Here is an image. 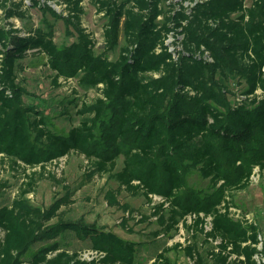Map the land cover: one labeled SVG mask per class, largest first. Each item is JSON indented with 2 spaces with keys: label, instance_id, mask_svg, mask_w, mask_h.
Returning a JSON list of instances; mask_svg holds the SVG:
<instances>
[{
  "label": "trees",
  "instance_id": "trees-1",
  "mask_svg": "<svg viewBox=\"0 0 264 264\" xmlns=\"http://www.w3.org/2000/svg\"><path fill=\"white\" fill-rule=\"evenodd\" d=\"M48 1L0 0L6 16L21 22L0 24V155L32 168L83 154L92 173L118 183L105 193L109 205L119 204L121 188L163 199L154 235L176 231L182 220L192 231L182 247L192 264H264L254 258L257 224L233 218L228 197L250 184L255 167L264 171V0H90L103 19L100 50L82 24V0H51L60 11ZM37 54L55 83L75 78L98 91L90 103L67 101L79 119L64 132L50 121L55 108L17 81L21 60ZM6 185L0 182V200ZM34 185L30 175L0 203V264H143L140 242L62 217L71 191L43 207L26 197ZM68 233L95 256L70 249ZM170 248L154 252L150 264H172Z\"/></svg>",
  "mask_w": 264,
  "mask_h": 264
},
{
  "label": "rangeland",
  "instance_id": "rangeland-1",
  "mask_svg": "<svg viewBox=\"0 0 264 264\" xmlns=\"http://www.w3.org/2000/svg\"><path fill=\"white\" fill-rule=\"evenodd\" d=\"M17 1V0H14ZM52 7L60 11L64 6L55 1H48ZM188 5V0H183ZM84 14L82 24L93 35L97 50L101 49L103 42L101 15L95 11V6L90 0H82ZM29 14L33 22L37 20V10L30 9ZM14 23L20 27L21 22L16 17H7L5 10L0 8V24ZM64 33V25L61 20L56 24L57 38ZM172 37L167 42L172 41ZM173 48V47H171ZM43 55L27 56L21 60L22 68L17 70V81L28 91L45 99L49 103L50 121L55 128L64 132L71 125L77 124L79 117L75 114L76 106L67 103L69 99L76 98L77 105L92 102L98 95L96 88H83L77 84L75 78L64 80L59 78L53 81V72L42 62ZM234 91L237 88L234 87ZM68 113L59 114L64 109ZM69 115V117H68ZM120 163L118 164V167ZM93 166L90 160L83 154L70 152L69 154L51 161L43 166L36 165L32 168L12 166L9 158L0 155V182L7 185L2 188L4 193L0 203L9 202L16 196L23 183L29 180V176L35 180L34 188L26 194L29 201L38 206H48L54 198L60 197L66 191H71L72 203L61 206V215L65 219L84 220L95 222L98 226H105L115 231L124 239L138 241L142 244L141 256L145 259L143 264H150L151 255L164 247H171L168 255L172 264H192V260L183 253L182 247L192 240V231H187L184 222L179 221L177 230L167 234L154 235L158 229L157 216L153 215L155 205L163 199L159 195H149L147 199L142 194H131L124 188L117 190L118 205H109L105 199L108 189H116L118 183L111 179L107 173H92ZM193 179L199 185H205L206 179L199 175H193ZM232 201L230 215L241 223L257 224L259 229L258 248L264 260V171L254 168L250 178V184L240 190H235L228 196ZM128 208H122L123 205ZM164 206H167L165 204ZM125 219V227L120 222ZM193 216H186L185 222L190 223ZM208 225V223H206ZM2 232L0 231V237ZM65 242L70 249H79L84 256L91 257L95 253L89 248L87 241L76 238L73 233H68ZM175 243L180 246L173 248ZM201 240L198 244H201ZM216 242H212L215 244ZM263 252V253H262Z\"/></svg>",
  "mask_w": 264,
  "mask_h": 264
},
{
  "label": "built area",
  "instance_id": "built-area-1",
  "mask_svg": "<svg viewBox=\"0 0 264 264\" xmlns=\"http://www.w3.org/2000/svg\"><path fill=\"white\" fill-rule=\"evenodd\" d=\"M171 37V36H170ZM169 38V37H168ZM167 38V39H168ZM167 41V40H166ZM172 46H170V49H172L171 48ZM63 157V156H62ZM61 158V157H60ZM59 159V158H58ZM57 160V159H56ZM54 161V160H53ZM207 221H209V218H207ZM208 226H209V223H208V225H206V227L208 228ZM259 243V242H258ZM257 246H258V244H257ZM94 253H95V251H93ZM95 255H92L91 257H87V256H84L82 253H81V257H83V258H86V259H90V258H92V257H94ZM254 258H255V260L258 262V263H260V262H262V261H264L263 259H262V256L260 255V254H255L254 255Z\"/></svg>",
  "mask_w": 264,
  "mask_h": 264
}]
</instances>
